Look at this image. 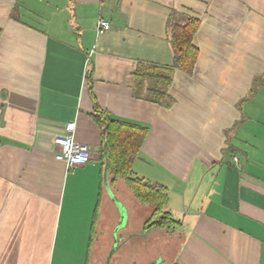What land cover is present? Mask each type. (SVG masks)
<instances>
[{
    "label": "crops",
    "instance_id": "obj_1",
    "mask_svg": "<svg viewBox=\"0 0 264 264\" xmlns=\"http://www.w3.org/2000/svg\"><path fill=\"white\" fill-rule=\"evenodd\" d=\"M173 12L200 18L199 55L167 82ZM96 117L147 127L134 173L181 221L145 231L118 179L110 264H264V0H0V264H91L104 214L118 225ZM69 126L91 152L75 168L55 157Z\"/></svg>",
    "mask_w": 264,
    "mask_h": 264
},
{
    "label": "trees",
    "instance_id": "obj_2",
    "mask_svg": "<svg viewBox=\"0 0 264 264\" xmlns=\"http://www.w3.org/2000/svg\"><path fill=\"white\" fill-rule=\"evenodd\" d=\"M172 22L170 42L173 62L167 68L169 74L164 76L167 82L171 79L174 69L192 73L199 55V48L194 39L200 27V18L191 14L173 12ZM96 119L100 123L103 122L106 127L111 185L120 178L124 179L138 202L151 207V213L144 223L145 231L154 228L176 230L180 227L181 221L176 219L167 207L169 188L165 184L134 173L133 166L146 140L147 127L120 119L108 118L105 122L98 117Z\"/></svg>",
    "mask_w": 264,
    "mask_h": 264
},
{
    "label": "built area",
    "instance_id": "obj_3",
    "mask_svg": "<svg viewBox=\"0 0 264 264\" xmlns=\"http://www.w3.org/2000/svg\"><path fill=\"white\" fill-rule=\"evenodd\" d=\"M111 28L109 20L100 17L97 22V32L99 35L107 32ZM74 126H69L65 133L54 136L53 142L57 146L55 157L66 163L68 168H75L88 163L91 159L90 146L80 143L74 135ZM237 160V157H234Z\"/></svg>",
    "mask_w": 264,
    "mask_h": 264
},
{
    "label": "rangeland",
    "instance_id": "obj_4",
    "mask_svg": "<svg viewBox=\"0 0 264 264\" xmlns=\"http://www.w3.org/2000/svg\"><path fill=\"white\" fill-rule=\"evenodd\" d=\"M121 185V183H120ZM125 197V196H122ZM119 200L123 203L124 201L119 198ZM138 201V200H137ZM95 207V206H94ZM151 210V207H148ZM91 224V222H90ZM101 229H100V235L98 240H96L93 244V250H92V255H91V264H110V258H109V252L113 244L114 240V234L113 230L116 226V222L110 226V212H106L103 216L102 222H101ZM123 235V234H122ZM119 236L121 237V234L119 233ZM79 246H69L68 249L75 248V250L78 249ZM87 249L88 246H82ZM157 248L155 245V242L148 243L147 245V259L150 260L154 258L157 255ZM108 260V261H107ZM78 261L80 260H73L69 259L67 261V264H78ZM130 262L129 258L126 260V264ZM83 264H85V258L82 261ZM81 263V264H82ZM80 264V262H79ZM121 264H124V261H122Z\"/></svg>",
    "mask_w": 264,
    "mask_h": 264
},
{
    "label": "water",
    "instance_id": "obj_5",
    "mask_svg": "<svg viewBox=\"0 0 264 264\" xmlns=\"http://www.w3.org/2000/svg\"><path fill=\"white\" fill-rule=\"evenodd\" d=\"M108 142L107 139H105V150H106V166H105V176H106V183L107 186L109 187V194L111 199L113 200V202L115 203V205L117 206V208L120 211V218H119V223L116 226L115 230H114V245L112 247V250L110 251L109 254V258L111 261L112 255L114 254V252L116 251L117 247H118V241L120 239L119 236V231L121 228H123L124 226H126L127 222H128V212L127 209L125 207V205L115 196V194H113L112 189H111V182H110V158H109V153H108ZM108 261V260H107ZM107 264V262H106ZM151 264H156L155 262H152Z\"/></svg>",
    "mask_w": 264,
    "mask_h": 264
}]
</instances>
